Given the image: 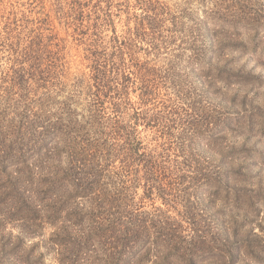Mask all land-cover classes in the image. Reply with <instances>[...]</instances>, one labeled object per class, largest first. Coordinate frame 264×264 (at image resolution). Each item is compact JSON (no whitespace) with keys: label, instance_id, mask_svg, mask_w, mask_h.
<instances>
[{"label":"trees","instance_id":"1","mask_svg":"<svg viewBox=\"0 0 264 264\" xmlns=\"http://www.w3.org/2000/svg\"><path fill=\"white\" fill-rule=\"evenodd\" d=\"M211 2L212 11L182 25L180 35L196 41L185 64L187 76L200 71L194 94L188 78L173 91L167 86L176 82L177 64L152 63L172 52L175 39L166 40L163 28L170 8L153 0H70L68 16L91 39L85 77L93 98L82 116L67 101L54 109L64 88L58 53L36 35L24 39L25 26L0 19V264H48L41 248L54 253L51 264H132L143 252L161 259L204 244L200 254L210 250L207 229L156 203L190 209L206 189L220 192L226 175L225 115L206 100L222 77L229 85L234 75L213 57L238 43L213 37L261 31L264 5ZM123 14L118 29L113 16ZM216 145L218 172L195 151ZM45 226L50 236H38Z\"/></svg>","mask_w":264,"mask_h":264},{"label":"rangeland","instance_id":"2","mask_svg":"<svg viewBox=\"0 0 264 264\" xmlns=\"http://www.w3.org/2000/svg\"><path fill=\"white\" fill-rule=\"evenodd\" d=\"M153 1L170 8L163 28L168 37L166 40H175L172 52L152 57V63L159 66H165L169 62L177 64L176 82L167 80V86L173 91L175 85L188 78L190 91L195 94L202 84L200 77L196 76L200 71L193 70L187 76L185 64L194 52L191 45H195L196 41L187 39L184 42L180 35L186 34L184 27L193 18L203 16L204 11H212L213 0ZM69 2L70 0H0V19L5 24L11 21L14 25L19 23L25 26L24 39L29 35H36L38 40L51 45L50 48L58 53L59 63L64 69V88L55 97L54 109L62 108L67 101L69 107L82 116L87 115V110L91 109L92 103L89 101L93 98L87 93L88 83L85 77L90 70L87 49L91 39L68 16ZM254 3L264 5V0H254ZM239 15H235L237 20ZM259 18L264 23V11L259 14ZM113 19L116 20L117 28L121 29L125 24L126 14L121 18L113 16ZM172 30L177 31L176 36L171 33ZM214 38L216 43H238L237 47L227 46L213 57L219 68L231 70L234 75L229 79L232 81L229 85L222 77L223 80H219L211 88V95L206 100L207 106L225 115L223 123L227 129L222 132L223 138L220 140V145L225 147L223 156L227 155L222 166V172L226 173L221 174L222 187L217 194L213 192L215 187L206 189L201 203H194L190 209H185V203H176L172 207L156 203L167 208L175 219L185 221V217H191L188 222L192 219L201 229H207L209 232L206 233V243L210 250L200 254L207 248L204 244L201 250L190 251L189 255L178 254L161 259L154 252L151 257L143 252L132 264H264V28L257 33L247 29H230L226 34L221 32ZM4 62L6 61L0 60V66L5 67ZM83 79L85 81L81 83ZM104 105L109 106L108 101ZM217 145L211 150L195 151L206 168L208 166L211 167L210 170L218 172L216 163L222 157L217 154V149L221 147ZM41 232L43 234L38 236L49 237L52 228L45 226ZM223 250L230 251L231 256L227 257L228 254ZM41 251L47 253L46 262L51 264L54 261L52 250L41 248ZM187 257L195 258L189 260ZM95 259L94 255L90 257L91 261ZM95 264L103 263L96 259Z\"/></svg>","mask_w":264,"mask_h":264}]
</instances>
